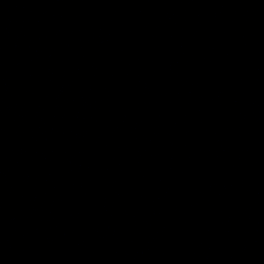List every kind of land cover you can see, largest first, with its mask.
Returning <instances> with one entry per match:
<instances>
[{
	"label": "water",
	"instance_id": "water-1",
	"mask_svg": "<svg viewBox=\"0 0 264 264\" xmlns=\"http://www.w3.org/2000/svg\"><path fill=\"white\" fill-rule=\"evenodd\" d=\"M0 264H264V0H0Z\"/></svg>",
	"mask_w": 264,
	"mask_h": 264
}]
</instances>
